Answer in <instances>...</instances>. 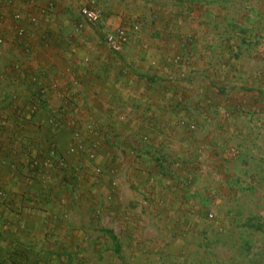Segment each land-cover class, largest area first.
I'll use <instances>...</instances> for the list:
<instances>
[{"label":"crops","instance_id":"0c3cea01","mask_svg":"<svg viewBox=\"0 0 264 264\" xmlns=\"http://www.w3.org/2000/svg\"><path fill=\"white\" fill-rule=\"evenodd\" d=\"M0 37V264L152 261L261 164L264 0H0Z\"/></svg>","mask_w":264,"mask_h":264},{"label":"rangeland","instance_id":"374dc122","mask_svg":"<svg viewBox=\"0 0 264 264\" xmlns=\"http://www.w3.org/2000/svg\"><path fill=\"white\" fill-rule=\"evenodd\" d=\"M250 96L248 100L255 97ZM261 130H254L253 134L264 142ZM260 158L256 174L251 167L246 168V180L238 184L234 197L229 199L228 206L231 203L232 207L228 211L219 206L206 215H199L202 220L192 219L187 223L185 243H178L172 236L163 253L156 252L152 261L140 259L139 262L129 260L131 249L125 254L127 261L120 262L115 252L109 253L112 248L107 247L101 264H264V157Z\"/></svg>","mask_w":264,"mask_h":264},{"label":"built area","instance_id":"2783aa9c","mask_svg":"<svg viewBox=\"0 0 264 264\" xmlns=\"http://www.w3.org/2000/svg\"><path fill=\"white\" fill-rule=\"evenodd\" d=\"M80 14L82 19L78 22L73 24L75 30H81L84 25L91 24L97 25L100 24L103 20V13L100 9L90 7V6H83L80 9ZM18 17V16H17ZM137 28V26L135 27ZM129 40V33L126 28L123 26L117 27L113 32L108 34L107 42L108 45L114 50H121L122 47L128 42ZM3 38L0 37V44L3 43ZM190 128H195V125H190ZM75 137H80L81 134L79 132H75ZM48 153H50V157L48 156L47 159L44 161V165L48 168H53L56 165H63L64 159L61 151H59L56 147L49 149ZM71 151H75V147L71 148ZM91 159L95 158V152L91 150L88 155ZM54 158V159H52ZM97 172H100V169H96Z\"/></svg>","mask_w":264,"mask_h":264}]
</instances>
